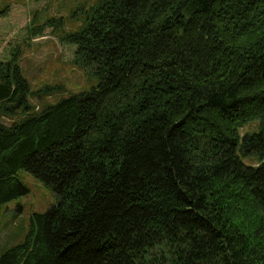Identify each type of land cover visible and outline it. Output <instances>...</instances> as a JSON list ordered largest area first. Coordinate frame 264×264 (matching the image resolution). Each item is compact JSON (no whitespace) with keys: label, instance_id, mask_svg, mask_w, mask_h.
<instances>
[{"label":"trees","instance_id":"trees-1","mask_svg":"<svg viewBox=\"0 0 264 264\" xmlns=\"http://www.w3.org/2000/svg\"><path fill=\"white\" fill-rule=\"evenodd\" d=\"M61 39L99 82L37 110L0 60V206L22 168L57 195L0 264H264V0H98Z\"/></svg>","mask_w":264,"mask_h":264},{"label":"rangeland","instance_id":"rangeland-1","mask_svg":"<svg viewBox=\"0 0 264 264\" xmlns=\"http://www.w3.org/2000/svg\"><path fill=\"white\" fill-rule=\"evenodd\" d=\"M97 1L0 0V60L17 59L29 81V102L34 109L89 91L98 84L99 77L93 69L74 63L76 46L61 39L64 33L78 29L84 21L85 8ZM43 88L47 91L39 93ZM259 122H247L240 134L259 131ZM241 156L249 165L258 162L255 154ZM19 176L28 192L0 206V255L24 238L33 212H45L57 201L54 190L24 168L19 170Z\"/></svg>","mask_w":264,"mask_h":264}]
</instances>
